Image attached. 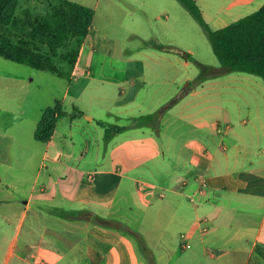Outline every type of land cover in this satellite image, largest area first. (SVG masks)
Wrapping results in <instances>:
<instances>
[{"label":"crops","instance_id":"0c3cea01","mask_svg":"<svg viewBox=\"0 0 264 264\" xmlns=\"http://www.w3.org/2000/svg\"><path fill=\"white\" fill-rule=\"evenodd\" d=\"M195 1L207 19L201 4H215ZM228 2L231 10L224 11L225 5H221L211 15L218 29L228 26L237 12L246 8L258 11L264 6V0ZM166 23L168 31L175 32L171 14ZM176 33L181 38L182 33ZM107 43L93 27L71 76L61 78L66 91L60 102L72 98L75 109L85 115L72 119L68 113L60 118L50 141L42 144L41 170L50 164L53 172L60 173L61 181L54 182L57 188L45 186L31 193L15 232L7 238L4 264H148L120 232L85 217L68 220L61 216L67 211H89L107 218L125 195L145 207L160 200L155 210L161 213L165 207L174 221L187 225L189 234L185 241V233L181 235L180 252L178 245L165 240L166 256L179 257L173 264H188V259L193 260L191 264H264V102L257 99L261 92L241 89L214 91L213 95L190 91L161 119L169 130L175 125L166 143L152 129H129L110 142L104 161L98 162L100 154L92 153L97 162L89 167L84 161L94 142L92 134L97 133V148L104 139L105 131L98 121L117 125L156 112L159 104L150 102V90L146 89L147 59H163L175 66L182 63L147 46L127 60L115 59ZM187 52L193 54L191 49ZM178 80L171 82L179 84ZM147 90L145 100L142 94ZM224 96L244 101L240 104L229 99L234 105H224ZM189 97L193 98L187 101ZM246 98H253L254 103ZM178 130L179 138L174 137ZM116 149L125 156L113 162L110 155ZM142 183L148 185L147 190H141ZM11 200H0V207L16 205ZM50 200L71 204L57 213L54 227L45 223ZM34 204L41 209L36 212L38 219L24 232L27 212ZM12 220L8 217L5 223L12 225ZM187 250L193 251L185 257Z\"/></svg>","mask_w":264,"mask_h":264},{"label":"rangeland","instance_id":"374dc122","mask_svg":"<svg viewBox=\"0 0 264 264\" xmlns=\"http://www.w3.org/2000/svg\"><path fill=\"white\" fill-rule=\"evenodd\" d=\"M74 3L92 8L95 11L93 27L100 35L107 39V47L115 59L127 60L134 57L140 49L146 46V41L142 36L155 38L161 43L173 46L178 43L179 49L193 51L192 58L187 60L181 55L163 52L167 56L180 59L178 66L163 59L155 61L147 59L146 75L147 88L150 90V102L159 104L156 112L163 106L168 105L181 92L189 91H208L226 92L230 90L249 89L255 91L257 99L264 102V80L258 76L231 72L221 74L217 78L210 79L203 86H194V81L200 74L198 62L221 68V64L214 54L207 34L201 25L195 20L190 12L178 0H69ZM215 7L202 3V7L207 14V22L213 29L219 26L214 24L211 15L215 14L220 6H224V11L231 10L229 0H207ZM24 9H30L33 14L47 15V7L42 0H24L21 2ZM218 6V7H217ZM254 8L243 9L235 18L228 20L229 25L236 22V18H243L254 13ZM171 14V21L175 22V32L168 31L169 24L166 23V16ZM93 29V28H92ZM182 33L181 38H177V33ZM169 32V33H168ZM185 34H187L185 36ZM142 37H140V36ZM185 47V48H183ZM188 61V66L184 63ZM63 72V76L72 74L70 66L58 65ZM159 75L156 79L153 76ZM179 79V80H178ZM178 80L179 84L171 81ZM154 83V84H153ZM66 87L63 80L52 73L37 71L26 65L18 64L13 61L0 57V200L12 199L13 207L8 205L0 207V264H4L7 252L8 240L16 228V222L21 218L25 210V202L32 192L40 191L41 188H57L55 181L60 180V173L53 172L51 165L49 168L41 170L42 155L45 147L35 139L36 129L42 119L45 109L55 106L58 101L63 99ZM148 90L143 92L142 98L147 99ZM207 95V94H204ZM193 97H189L190 101ZM222 104L234 105L228 102L229 99L237 100L243 104L244 99L240 97H223ZM250 103H254L253 98H246ZM185 104V103H183ZM63 109L67 113L75 112V104L72 98L64 101ZM182 109H178V113ZM154 113V112H153ZM131 121H121L116 123L118 126H129ZM168 124V123H167ZM167 124L158 128L161 140L167 142L170 138ZM152 129V127H142ZM102 132V131H101ZM181 131L175 132L179 138ZM103 136V135H102ZM94 139L91 150L85 156L84 163L89 167H95L96 160L92 153L98 152L100 159L104 161L109 145L105 144L104 139L100 141V148H97V133L92 134ZM82 151H84L82 149ZM110 160L118 161L125 156L121 150H115L110 155ZM95 158V157H94ZM41 171V172H40ZM40 172V175H39ZM39 176V177H38ZM37 180V181H36ZM35 189V191L33 190ZM52 194L51 190H48ZM10 195V196H9ZM11 197V198H9ZM39 201V195H36ZM16 201V202H15ZM157 201L151 207H145L136 202L132 197L125 195L120 197L118 205L107 217L111 225L107 228L120 232L125 241L133 244L138 257L148 264H173L175 256H166L167 248L165 240L178 245L179 252L181 247V235L189 234L187 225L174 221L172 212L163 207L162 212L155 210ZM46 213L45 223L51 227L59 219L57 213L70 207L68 201L50 200ZM65 206L63 209L62 207ZM37 205H33L27 212L24 232H27L29 224L36 221L38 210ZM41 210V209H40ZM160 213V214H159ZM11 217L12 225L6 224L5 219ZM43 219V217L41 218ZM42 228V226H40ZM193 250H187L185 257L189 256ZM184 257V258H185ZM193 260L188 259V264ZM185 262V259L182 260Z\"/></svg>","mask_w":264,"mask_h":264},{"label":"trees","instance_id":"16d2710c","mask_svg":"<svg viewBox=\"0 0 264 264\" xmlns=\"http://www.w3.org/2000/svg\"><path fill=\"white\" fill-rule=\"evenodd\" d=\"M22 1L24 0H0V57L37 71L69 78L71 74L63 76L58 65L61 64L63 67L67 64L71 68L70 71H73L84 40L93 28L95 11L69 0H42L48 12L42 16L33 14L30 9L22 8ZM178 1L204 29L221 64V68L218 69L198 62L200 74L195 79L193 87L231 72L248 73L264 80V6L233 24L214 30L205 19L197 1ZM146 46L194 60L190 53L176 46L161 43L155 38L147 40ZM187 93H189L187 90L181 92L155 113L133 118L129 126L122 127L98 121L105 131V144L109 145L115 136L133 128L152 127L158 131L165 113ZM84 115V112L76 109L70 117L75 119ZM65 116H68V113L64 111L60 101L55 106L45 109L35 132L36 141L49 142L58 120ZM61 216L68 220H80L85 217L106 228L111 225L107 218L89 211H67Z\"/></svg>","mask_w":264,"mask_h":264},{"label":"built area","instance_id":"2783aa9c","mask_svg":"<svg viewBox=\"0 0 264 264\" xmlns=\"http://www.w3.org/2000/svg\"><path fill=\"white\" fill-rule=\"evenodd\" d=\"M147 189H148V185H147L146 183H142V184H141V190H142V191H145V190H147ZM160 197L163 198L164 195L161 194ZM182 239H183L184 241L187 240V235H186V234H183V235H182ZM188 247H190V246L188 245Z\"/></svg>","mask_w":264,"mask_h":264},{"label":"water","instance_id":"95a60500","mask_svg":"<svg viewBox=\"0 0 264 264\" xmlns=\"http://www.w3.org/2000/svg\"><path fill=\"white\" fill-rule=\"evenodd\" d=\"M89 119H91V117H89Z\"/></svg>","mask_w":264,"mask_h":264}]
</instances>
